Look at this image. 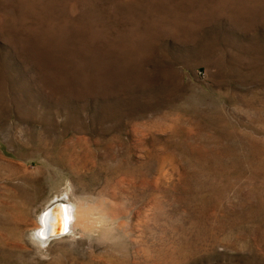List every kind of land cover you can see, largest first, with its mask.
I'll list each match as a JSON object with an SVG mask.
<instances>
[{
	"label": "rangeland",
	"instance_id": "obj_1",
	"mask_svg": "<svg viewBox=\"0 0 264 264\" xmlns=\"http://www.w3.org/2000/svg\"><path fill=\"white\" fill-rule=\"evenodd\" d=\"M0 264H264V0H0Z\"/></svg>",
	"mask_w": 264,
	"mask_h": 264
},
{
	"label": "bare ground",
	"instance_id": "obj_2",
	"mask_svg": "<svg viewBox=\"0 0 264 264\" xmlns=\"http://www.w3.org/2000/svg\"><path fill=\"white\" fill-rule=\"evenodd\" d=\"M48 207L42 212L38 223L39 227L35 228L33 233V237L38 244L46 241V238L44 240V238L40 236L42 231L45 235L48 234V232H54L55 230H60V232H62L65 229L66 233H71L73 230H76L77 226H83L86 221H82L83 218L81 217L84 216H82L81 213L82 209L80 210L78 206H73L69 202L63 203V205H59L58 207L56 206L50 211L47 210ZM62 235L64 234H60V236ZM47 240H49V238H47Z\"/></svg>",
	"mask_w": 264,
	"mask_h": 264
},
{
	"label": "water",
	"instance_id": "obj_3",
	"mask_svg": "<svg viewBox=\"0 0 264 264\" xmlns=\"http://www.w3.org/2000/svg\"><path fill=\"white\" fill-rule=\"evenodd\" d=\"M59 205H63L61 202H55V203H52L49 207H48V211H50L52 208H54V207H58ZM66 233V229L65 230H63L62 232H60V230H55L54 232H48V234H44L43 233V231H42V233H41V235L40 236H42L43 238H44V240H45V238H46V240H47V238H49V239H51V238H53V237H56V236H60V234H65Z\"/></svg>",
	"mask_w": 264,
	"mask_h": 264
}]
</instances>
